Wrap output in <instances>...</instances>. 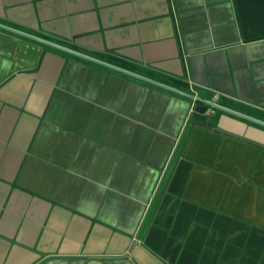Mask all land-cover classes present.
Segmentation results:
<instances>
[{
    "label": "crops",
    "instance_id": "crops-1",
    "mask_svg": "<svg viewBox=\"0 0 264 264\" xmlns=\"http://www.w3.org/2000/svg\"><path fill=\"white\" fill-rule=\"evenodd\" d=\"M0 23L264 120V0ZM0 264H264V126L0 28Z\"/></svg>",
    "mask_w": 264,
    "mask_h": 264
},
{
    "label": "water",
    "instance_id": "water-1",
    "mask_svg": "<svg viewBox=\"0 0 264 264\" xmlns=\"http://www.w3.org/2000/svg\"><path fill=\"white\" fill-rule=\"evenodd\" d=\"M0 28L4 29V30H7V31H10V32H13L15 34H18V35H21V36H24V37H27V38H30L32 40H35V41H38L40 43H43L45 45H48L50 47H53V48H56V49H59L61 51H64V52H67L69 54H72V55H75L77 57H80V58H83V59H86L88 61H91V62H94V63H97V64H100V65H103L105 67H108V68H111V69H114V70H117V71H120L122 73H125L127 75H130L132 77H135V78H138V79H141L143 81H146V82H149L153 85H156V86H159V87H162V88H165L167 90H170V91H173L175 93H178V94H181V95H184L190 99H193L194 101L196 102H200V103H203L204 106H208V107H211L213 109H219V110H222L224 112H227V113H230L232 115H235V116H238V117H241L243 119H246V120H249L251 122H254V123H257L259 125H262L264 126V120H261L259 118H256L254 116H251V115H248L246 113H243V112H240V111H237L235 109H232V108H229L227 106H224V105H221L219 104L218 102L214 101V100H207V99H203L199 96H196L195 94L193 93H189V92H186V91H182L180 89H177L175 87H172L170 85H167L165 83H162V82H159L157 80H154V79H151L149 77H146L144 75H141V74H138L134 71H131V70H128V69H125V68H122L120 66H117V65H114V64H111L109 62H106L104 60H101L97 57H94L92 55H89L87 53H83L81 51H78V50H75V49H72V48H69V47H66V46H63V45H60L58 43H55V42H52V41H49L47 39H44L42 37H39V36H35V35H32L30 33H26L24 31H21V30H18V29H15L13 27H10V26H7V25H4L2 23H0ZM208 124V120L206 122V125Z\"/></svg>",
    "mask_w": 264,
    "mask_h": 264
},
{
    "label": "built area",
    "instance_id": "built-area-1",
    "mask_svg": "<svg viewBox=\"0 0 264 264\" xmlns=\"http://www.w3.org/2000/svg\"><path fill=\"white\" fill-rule=\"evenodd\" d=\"M214 101H215V100H214ZM209 110H210V111H213V108L209 107Z\"/></svg>",
    "mask_w": 264,
    "mask_h": 264
}]
</instances>
